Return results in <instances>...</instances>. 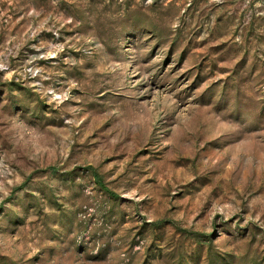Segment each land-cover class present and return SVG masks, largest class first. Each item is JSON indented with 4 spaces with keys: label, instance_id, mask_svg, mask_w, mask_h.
I'll list each match as a JSON object with an SVG mask.
<instances>
[{
    "label": "rangeland",
    "instance_id": "374dc122",
    "mask_svg": "<svg viewBox=\"0 0 264 264\" xmlns=\"http://www.w3.org/2000/svg\"><path fill=\"white\" fill-rule=\"evenodd\" d=\"M0 264H264V0H0Z\"/></svg>",
    "mask_w": 264,
    "mask_h": 264
},
{
    "label": "trees",
    "instance_id": "16d2710c",
    "mask_svg": "<svg viewBox=\"0 0 264 264\" xmlns=\"http://www.w3.org/2000/svg\"><path fill=\"white\" fill-rule=\"evenodd\" d=\"M91 177L93 183L101 190L103 193H109V191L105 188V186L102 184L98 174L95 171H91Z\"/></svg>",
    "mask_w": 264,
    "mask_h": 264
}]
</instances>
